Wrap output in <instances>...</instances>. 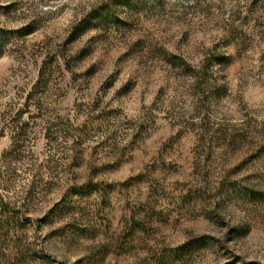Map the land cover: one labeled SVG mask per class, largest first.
<instances>
[{
    "label": "clouds",
    "instance_id": "1",
    "mask_svg": "<svg viewBox=\"0 0 264 264\" xmlns=\"http://www.w3.org/2000/svg\"><path fill=\"white\" fill-rule=\"evenodd\" d=\"M116 3L28 0L15 27L33 25L35 41L0 38V60L10 61L0 73V172L6 153L24 158L12 163L8 191L0 180V196L18 208L34 177L41 189L21 250L39 256L52 228L79 229L96 241L54 252L57 264H86L87 248L122 233L128 264H264V172L216 152L204 176L197 157L205 129L264 143V0ZM93 5L136 35L127 46L96 44L70 73L64 61L79 51L70 37ZM137 42L143 52L126 56ZM49 53L54 76L41 71ZM54 206L64 218L37 232ZM17 256L0 247V264Z\"/></svg>",
    "mask_w": 264,
    "mask_h": 264
},
{
    "label": "rangeland",
    "instance_id": "2",
    "mask_svg": "<svg viewBox=\"0 0 264 264\" xmlns=\"http://www.w3.org/2000/svg\"><path fill=\"white\" fill-rule=\"evenodd\" d=\"M118 2L123 3L128 2V0H118ZM170 2L174 3V0H170ZM187 2L194 3L195 0H187ZM108 3L111 4V8L113 9L118 7L116 0H108ZM28 6V0H12L11 3L0 4V38L6 39L9 44L21 41H35V38L31 35L36 31L33 25L30 24L20 29L15 27L24 17ZM111 8L93 5L92 10L84 14L83 21L74 28L70 41L75 44L79 51L72 58L65 59L64 63L68 72L71 73L74 67L83 65L88 58L90 49L96 44H110L113 47L116 44L127 46L136 35L135 31L131 28H120L113 24L116 17L113 15ZM128 12L134 14L135 9L129 8ZM126 18L130 17L126 16ZM91 32H96L98 35L90 36L89 33ZM81 43L84 45L82 48L79 47ZM67 47L68 42L65 43V50H67ZM143 50L142 42H137L128 48V52L125 55H139ZM34 55H44V49L36 47ZM50 55L49 53L45 56L41 71L42 73H48L49 76H54L57 66L50 59ZM9 63L8 57L0 60V73L8 71ZM93 72L94 66L88 68L85 75H92ZM78 78L73 73V80ZM101 118L95 117V119ZM78 131H83L84 136L91 138L87 130ZM200 141L201 144L197 151V157H203L204 176L210 174L208 169L216 163L213 159V155L216 152L221 153V156L224 158H230L225 159V163L231 162L235 164L239 161L241 163L239 167H244L245 171L264 172V143L258 144L254 141H248L241 136L229 134L222 129H205L204 134L200 136ZM79 143L80 141H77V144ZM23 159L19 152L5 154V167L3 172H0V180L4 182L5 191L9 190V185L13 183L18 175L16 169L12 167V163H22ZM51 159L54 158H50V161ZM72 166H77L75 159ZM48 171L51 173L53 168L49 167ZM40 190V186L34 177L31 187L24 196L23 203L18 208L11 202L5 203L3 196H0V247L11 245L16 248L18 253L17 264H57V258L53 255L54 252L62 248H78L81 243L94 242L97 239L98 234L86 233L79 229L69 232L52 228L44 239L39 242L38 246L41 248V255H29V249L27 248L21 250L20 246L23 243L21 235L31 225V221H25L23 218L31 210L32 206L37 203V193ZM49 194H51L50 190ZM39 202L44 203V201ZM54 209V211H49L44 220L37 221V232L41 231L42 228L55 225L58 220L64 218L58 206H54ZM83 222L85 224L89 223L86 218L83 219ZM127 230L126 226L125 232ZM123 236L124 234L122 233L120 238L114 239L110 243L93 244L87 248L86 251L89 252V255L86 258V264H128L129 258L133 256V251L129 249Z\"/></svg>",
    "mask_w": 264,
    "mask_h": 264
}]
</instances>
